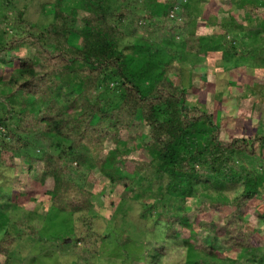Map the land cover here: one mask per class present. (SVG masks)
<instances>
[{"label": "trees", "instance_id": "1", "mask_svg": "<svg viewBox=\"0 0 264 264\" xmlns=\"http://www.w3.org/2000/svg\"><path fill=\"white\" fill-rule=\"evenodd\" d=\"M19 1L0 0V101L6 106L0 115V134H5L0 159L3 152L20 155L34 145L41 154L29 155L31 170L25 175L50 187V210L71 214L92 209V191L76 180L85 166L123 186L155 168L159 177L168 174L175 182L170 194L176 202L171 207L154 202L142 211L158 225L146 240L147 264L162 262L174 246L184 249L188 259L195 256L194 263L253 258L263 235L250 224L247 208L261 202L264 189V130L249 138H223L212 110L188 104L181 59L170 51L173 57L159 69L150 61L151 37L159 29L172 30L170 11L180 5L182 15L191 17L202 0H76L70 8H65L69 0H52L49 11L42 5L49 20L44 24L28 19L30 4ZM236 3L246 22L264 7V0ZM230 14L231 20L221 24L224 32L217 34L223 46L232 28H243ZM137 31L142 43L121 47ZM205 44L216 49L214 41ZM129 50L137 56L143 52L147 65L131 67ZM9 53L16 62L2 57ZM131 141L138 142L140 155L129 160ZM126 161L135 162L132 170ZM194 184L217 190L233 185L237 192L231 198L219 190L220 199L199 198ZM193 212H218L221 218L197 221ZM200 229L215 234L226 250L211 242L199 247ZM15 240L5 232L0 254L8 256ZM128 240L125 235L123 242Z\"/></svg>", "mask_w": 264, "mask_h": 264}, {"label": "rangeland", "instance_id": "2", "mask_svg": "<svg viewBox=\"0 0 264 264\" xmlns=\"http://www.w3.org/2000/svg\"><path fill=\"white\" fill-rule=\"evenodd\" d=\"M236 1L239 0H202L200 10H196L191 17L186 12L182 15L183 6L179 5L170 11L174 19L170 22L173 31L164 29L162 32L159 29L157 35L151 37L154 44L150 61L154 68L159 69L173 54L180 58L183 80L188 87V104L206 111L212 110L221 126L222 137L228 139L234 136L249 138L264 130V7L260 8L254 20L246 22L243 19L244 10L235 9ZM22 2L30 4L28 19L40 24L49 21L42 5L45 4L46 11H49L52 0H20L18 4ZM75 2L66 1L65 8H70ZM232 11L235 13V23L243 24V28H232L223 46L218 35L224 32L221 24L231 20ZM137 29L141 33L142 30ZM138 31L128 35L121 47L142 43ZM167 35L173 37H163ZM213 41L216 49L205 48V43ZM154 46L158 47L157 52L153 50ZM129 53L131 67L141 63L147 65L148 58H143V52L139 56L131 50ZM2 57L9 63L17 61V57L11 53L2 54ZM148 81L145 79L144 84ZM5 108L0 101V115L5 113ZM135 130L132 129L133 135ZM4 135L1 132L0 142ZM33 147L31 145L24 149L20 155L1 151L4 155L0 159V215L3 218L0 237L9 231L16 240L8 256L0 254V264H147L146 240L158 225L154 220L144 218L142 211L154 202H163L168 207L175 204L176 198L170 191L176 188V184L172 183L171 177L168 174L159 177L157 170L150 168L133 184L123 186L110 183L98 169L85 166L76 180L92 191V209L74 214L57 209L51 211L50 187L25 175L31 170L27 164L29 155L41 154ZM139 147L138 142L129 143V160L140 155ZM128 161L125 163L132 170L135 162ZM196 184L195 188L201 191L199 198L210 195L208 198L220 199L219 191L231 198L237 192L233 185L218 191L211 186L205 189L202 184ZM260 199L261 202L254 201L247 208L250 224L263 235L253 258L247 256L237 261L217 258L213 260L214 264H264V221L261 219L264 213V189ZM228 210L229 207L226 208ZM196 215V212L192 213L197 221L221 218L218 212ZM30 226L34 227L33 232H30ZM183 234L189 237L190 231L184 229ZM125 235L129 238L128 242H123ZM156 236L157 232L153 237ZM195 242L199 247L211 242L221 252L227 248L215 234L201 229ZM162 258V262L155 261L154 264L197 263L193 262L195 256L188 259L184 249L176 246Z\"/></svg>", "mask_w": 264, "mask_h": 264}]
</instances>
